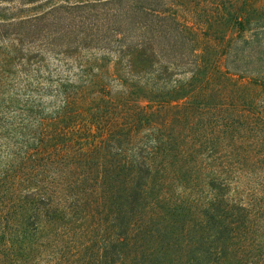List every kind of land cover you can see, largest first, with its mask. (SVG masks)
Here are the masks:
<instances>
[{"label":"rangeland","instance_id":"374dc122","mask_svg":"<svg viewBox=\"0 0 264 264\" xmlns=\"http://www.w3.org/2000/svg\"><path fill=\"white\" fill-rule=\"evenodd\" d=\"M92 5L0 4L9 21L0 20V172L37 146L90 162L92 176L112 171L92 196L65 192L76 206L62 200L66 208L47 214L38 231H0V264H264V219L252 206L259 179L242 161L244 146L217 138L201 146L176 134L197 105L232 104L241 121H258L264 85L238 76L214 85L199 74L191 89L164 97L168 103L130 94L111 77L113 54L101 49L113 41L92 38ZM248 11L264 17V0ZM210 28L220 41L238 35L235 26ZM92 79L111 87L96 92ZM139 154L149 155L148 173L134 164Z\"/></svg>","mask_w":264,"mask_h":264},{"label":"trees","instance_id":"16d2710c","mask_svg":"<svg viewBox=\"0 0 264 264\" xmlns=\"http://www.w3.org/2000/svg\"><path fill=\"white\" fill-rule=\"evenodd\" d=\"M39 1L0 0V4L31 5ZM255 1L92 0V38L104 44L113 41V45L101 49L114 56L109 62L117 73L111 76L116 83L130 94L138 92L156 103H168L164 97L191 89L199 74L214 85L224 76L248 78L254 84L264 85V17L257 20L248 11ZM0 20L9 22L6 17ZM213 21L235 26L238 35L228 42L211 37ZM21 37L14 36L18 46H22ZM93 85L94 91L103 94L111 87L110 81L92 79ZM70 104L65 99L64 108ZM220 107L189 108L183 116L192 123L185 129L180 127L176 134L201 146L209 138L235 140L241 149L244 146L242 161L251 166L250 174L259 179L252 190V206L264 219V107L258 111L260 120L250 123L230 113L225 104ZM226 149L230 150L228 146ZM29 150L0 172V231L14 227L38 231L47 214L66 208V201L61 203L62 200L69 198L71 205L76 206L72 195L62 197L65 192L92 196V189L112 174L111 170L98 169L92 176V164L88 161L68 160L38 146ZM149 161L148 154L137 155L134 164L139 173H148ZM120 172L118 169L116 175ZM19 211L23 223L15 220ZM261 252L264 258V245Z\"/></svg>","mask_w":264,"mask_h":264}]
</instances>
